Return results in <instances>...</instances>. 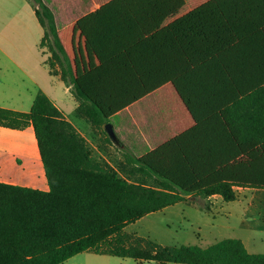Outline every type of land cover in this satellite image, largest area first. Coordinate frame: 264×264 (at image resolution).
<instances>
[{
	"label": "trees",
	"instance_id": "obj_1",
	"mask_svg": "<svg viewBox=\"0 0 264 264\" xmlns=\"http://www.w3.org/2000/svg\"><path fill=\"white\" fill-rule=\"evenodd\" d=\"M45 27L53 75L79 102L76 116L105 131L147 100L164 141L113 167L43 92L28 113L0 108V126H33L50 190L0 183V264H64L93 252L139 264H264L239 239L161 246L124 234L145 216L192 198L237 199L264 189V0H93L97 9ZM230 85L251 88L238 98ZM122 147L121 143L118 145Z\"/></svg>",
	"mask_w": 264,
	"mask_h": 264
},
{
	"label": "crops",
	"instance_id": "obj_2",
	"mask_svg": "<svg viewBox=\"0 0 264 264\" xmlns=\"http://www.w3.org/2000/svg\"><path fill=\"white\" fill-rule=\"evenodd\" d=\"M42 1L53 12L58 30L97 9L93 0ZM36 10L33 0H0V42L11 44L31 40L40 49L37 53L0 46V108L28 113L41 91L78 130V126L85 127V124L73 117L76 101L70 87L50 71V53L46 54L41 46L46 29ZM5 81L9 85L5 86ZM242 91L252 92L251 88L242 85L228 87V92L235 98ZM65 106L68 112L62 108ZM0 183L45 192L50 190L32 125L25 129L0 126ZM235 191L237 199L233 202H225L219 195L203 198L205 208L213 216L214 227L228 234L223 239H239L249 253L264 254V189L236 187ZM193 200L196 198L186 202Z\"/></svg>",
	"mask_w": 264,
	"mask_h": 264
},
{
	"label": "rangeland",
	"instance_id": "obj_3",
	"mask_svg": "<svg viewBox=\"0 0 264 264\" xmlns=\"http://www.w3.org/2000/svg\"><path fill=\"white\" fill-rule=\"evenodd\" d=\"M12 41L14 42V39ZM0 46L5 47L7 50H27L37 53L40 51L37 45L31 40L26 42L17 41L11 44H2L0 42ZM43 50L46 54L50 53L48 46L43 47ZM51 73L53 72L51 71ZM4 83L5 86L9 85L7 81ZM46 84L48 85L49 83L46 82ZM58 87L60 88V85ZM57 90L58 88H56ZM75 101L77 108L79 102L76 99ZM67 106L65 108L62 107L66 112H68ZM151 111L150 103L147 100H143L130 106L111 119V123L114 126L122 147L115 143H105V136L102 134L101 129H95L85 119L78 118L76 116V109L73 117L83 120L82 122H84L85 127L78 126V132L87 140L95 158L103 162H108L111 166L116 167L117 162L122 159L120 149L123 147L137 157H140L164 141L163 125L162 123L159 124L156 122L157 117L156 115L153 116ZM213 224H215L213 216L205 208L203 197H198L196 200L190 202L183 201L162 211L151 213L141 220L128 225L124 230V234L131 236L133 239L137 237L149 239L161 246L180 247L183 245H197L206 248L228 237V234L220 232ZM64 264L139 263L133 259H121L108 255L95 254L93 252H85L72 257Z\"/></svg>",
	"mask_w": 264,
	"mask_h": 264
},
{
	"label": "water",
	"instance_id": "obj_4",
	"mask_svg": "<svg viewBox=\"0 0 264 264\" xmlns=\"http://www.w3.org/2000/svg\"><path fill=\"white\" fill-rule=\"evenodd\" d=\"M105 131H106V133L108 134V136L111 138V140L115 144H117V145L120 144V140H119V138H118V136H117V134L115 132L114 126H113V124L111 122H109V123H107L105 125Z\"/></svg>",
	"mask_w": 264,
	"mask_h": 264
}]
</instances>
